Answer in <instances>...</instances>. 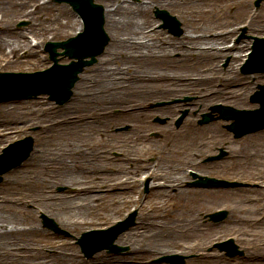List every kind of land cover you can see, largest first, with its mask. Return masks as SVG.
I'll return each mask as SVG.
<instances>
[{
  "label": "bare ground",
  "instance_id": "obj_1",
  "mask_svg": "<svg viewBox=\"0 0 264 264\" xmlns=\"http://www.w3.org/2000/svg\"><path fill=\"white\" fill-rule=\"evenodd\" d=\"M38 1L34 14L29 8L27 16L51 11L50 21L40 18L34 26L39 35L72 30L75 13L69 6L55 7L49 0ZM97 1L103 3L104 30L109 42L97 62L79 75L72 88L71 101L62 105L60 111L44 103L42 96L32 101L0 105V139L11 133H23L29 122L37 124L41 130L31 155L2 178L1 184L5 188L0 189V264H152V259L164 255L195 254L198 246H192L190 242L203 231L201 218L205 209L201 206L202 198L218 190L186 187L183 183L194 179L188 175L192 166L197 175H208L212 166L206 164L201 168L199 157L208 152L210 144L215 146L230 140L221 121L200 126L196 125V115L208 111L209 105L213 104L249 109L253 107L248 104L249 93L264 83V73L243 77L236 74L235 68L242 65L244 52L249 51L245 41L231 48L222 44L225 34L218 38L209 35V31L218 27L219 19L213 9L205 7L207 0H140L134 5L130 0ZM248 1H239V6L247 9ZM25 3L26 0H0V7L12 18L16 16L15 7ZM190 6H195L194 10ZM155 7L171 11L180 9L178 16L184 31L179 38L172 39L154 30L150 9ZM204 14H213L212 21L209 20L206 26L200 20ZM263 19V14L254 15L249 30L264 32ZM41 21H44L43 26H40ZM2 27L0 52L8 58L0 63V69L13 66L20 52L35 55L29 46V36L23 37L24 32H17L7 21ZM235 30L233 27L230 32ZM174 53L178 54L175 63L173 59L177 56ZM227 55H231V62L222 71L217 60ZM186 94H194L196 99L187 104L155 109L147 106L154 98ZM185 107L189 111L197 110V114L184 118L185 130L175 134L168 126L164 132L177 141H184L183 148L177 149L179 160L172 161L167 159L171 145L157 139L146 140L148 129L143 128L148 125L145 119L155 113L166 114L171 109ZM114 110L117 113L114 114ZM122 124H128V129L115 131ZM98 134L104 136L100 143L94 142V136ZM104 141L128 142L127 156L133 161L143 155L161 156L158 169L152 172L147 164L133 167V163L126 168L114 169L116 174H124L127 181H137V194L149 178L148 186L155 191L159 202L140 217V222L117 235L114 243L128 245L125 253L110 254L101 250L85 257L75 242L42 244L40 241L47 232L34 217L36 212L53 218L74 235L105 228L117 219L124 197L100 194L94 190V185L88 184V179L82 178L90 172H112L106 164L94 163V158H103ZM143 142L154 143L156 148H143ZM241 142L264 143V129L246 135ZM100 178L97 177L94 183L104 184ZM51 183L66 185L67 189L53 193ZM137 200L138 197H134L133 201ZM167 200L175 204H168ZM41 202L46 209L35 206ZM237 217H233L234 220L240 221ZM207 254L210 259H216ZM204 257L207 258L205 254ZM217 258L220 260L221 255ZM257 258H264V255L250 257L252 260Z\"/></svg>",
  "mask_w": 264,
  "mask_h": 264
},
{
  "label": "rangeland",
  "instance_id": "obj_2",
  "mask_svg": "<svg viewBox=\"0 0 264 264\" xmlns=\"http://www.w3.org/2000/svg\"><path fill=\"white\" fill-rule=\"evenodd\" d=\"M42 0H39V2ZM27 3L24 5H19L15 7V12L16 16L10 17L11 15H6L5 13V8L0 7V32L2 30V26L4 23L7 21L8 24L12 26L14 30L22 31L24 34L22 35L23 37L30 36V39L37 38L38 39V47L33 48L30 46V49L35 52L34 56H31L29 54H24L20 52L19 54L16 55L15 57V62L13 66H7L4 69H0V72H34L37 70H42L47 68L51 63L49 62L48 56L46 53H43V45L46 41H58V40H64L68 38L69 36H73L76 34L79 24L81 23V20H79V17L75 13L74 17V24L72 27V30L69 31H64L61 34L59 33H54V32H47L44 35H39L37 32L36 23L40 20V18H43L42 20H47L50 21V15L51 11L48 13L47 10H43L40 12H37L34 16H27V10L29 7H33L36 4V0H26ZM51 4H53L55 7H58L62 4H66L69 6L67 3H57L55 0H49ZM99 3L100 5L103 6V3L99 1H95ZM140 0H130V3L138 4ZM237 0H207L205 4V7L208 9H213L218 17V27L214 28L212 31H209V35L211 36H218L219 34H225L224 37V43H227L228 38L233 35L231 32H227L232 26L234 25H239L243 23L246 17L250 16V4L248 5L247 9L241 8L240 6H236ZM200 6V3L198 2V7ZM195 6H190L191 9H193ZM69 8H71L69 6ZM201 8V7H200ZM261 14L264 16V4L263 6L260 7ZM156 8L150 9V17H152L153 20V25L159 22V20L155 17L154 11ZM72 10V8H71ZM194 10V9H193ZM263 10V11H262ZM73 11V10H72ZM170 14H174L179 20V8H176L174 10H169ZM32 14L33 11H32ZM212 15L213 14H204L203 16H200V20L203 23L204 26H206V23L209 22V20L212 21ZM32 17V18H31ZM7 18L9 20H7ZM37 18V20H36ZM25 21L27 24L19 26V23ZM181 21V20H180ZM264 21V19H263ZM44 21H41V25L43 26ZM182 22V21H181ZM200 22V23H201ZM33 23L35 25H33ZM201 23V24H202ZM82 24V23H81ZM32 26V27H31ZM83 26V25H82ZM161 33L165 34V36H168L169 38H176L171 35L167 30H159ZM259 35V33H257ZM245 37L241 38V40H246L249 41L250 37H253L255 34L252 31H245ZM259 36H263L264 34H260ZM180 37V36H179ZM218 38V37H217ZM22 40V38H21ZM223 43V44H224ZM222 45V44H220ZM216 47V46H215ZM22 53V54H21ZM103 53V52H102ZM100 53V55L102 54ZM4 52H0V63L5 62L8 57L3 55ZM231 55L229 56H224L223 58H220L217 60L218 64L220 65V69L222 71H225L227 67L224 66V63H226V60L228 61L230 59L231 61ZM99 57V56H98ZM97 57V58H98ZM178 57L173 59V63L175 61L177 62ZM61 63H68L69 60L67 58L61 59ZM17 63V65H16ZM95 64V62L92 64V66ZM89 66V67H92ZM224 66V67H223ZM83 69L82 71H85L87 68ZM236 74L239 76H245L243 72L241 71V67H236ZM80 74V73H79ZM189 74L188 76H190ZM79 76V75H78ZM187 76V77H188ZM257 88H254V90ZM71 91V89H70ZM253 91V90H252ZM253 93V92H251ZM251 93H249L248 96V104H250L251 108L249 109H254L259 107V104H256V102H252L250 100ZM71 95V94H70ZM194 94H189V95H181V96H175L171 98H154L151 100L147 106L148 108H160L163 106H157V103L159 102H167V105H172V104H187L196 98L193 96ZM43 97L44 103H49L50 105L56 107V111H60V108H62V105L64 106L67 104V102L71 101V98L67 101L64 102V104H57L55 101L50 100L49 97L45 94H41L37 97L31 98V99H23V100H14L15 101H32L37 98ZM188 100H185V99ZM6 102H11V101H6ZM5 103V102H2ZM1 103V104H2ZM0 104V105H1ZM167 105H164L167 106ZM255 105V106H254ZM213 106V105H209ZM231 106V105H230ZM210 109V108H209ZM183 111H187L186 116L189 114L195 115L197 114V110L195 111H189L188 108H181V109H171L169 110L166 114H161L155 113L149 117H147L145 120L147 121L148 127L143 128V129H148L146 132V135H148V138L146 140L152 141L151 139H157L160 142L165 143L166 145H171L170 146V152L167 153V159H170L172 161L174 160H179L178 158L180 157L177 153V149L183 148L184 141L176 140L172 137V135L169 134H164L166 128H171L172 131L176 133H180L185 130V121L182 122L181 126L175 128L173 124V119L176 118L177 115H180ZM113 113H117L116 110L113 111ZM209 113H212L214 117H218L219 115L217 112H213L212 110L209 111ZM197 119H196V125L204 126L209 123H213L216 121H221L223 123L222 128L227 131L230 135V140L223 142L221 144H216L215 146H212L210 144V148L208 149V152L204 153L199 157L200 162H201V168L206 167V164H212L211 169H208V177H214L217 179H223L227 181H239L243 183H249V186H240V187H200L201 189L204 190H213L214 192L217 189L218 192L209 196H206L203 199V201L200 203L201 206L203 207L204 213H203V218L202 219V224H203V231L201 234H198L196 237L192 238V241L190 242V245L192 246H198L195 254H189V255H183L186 259L184 260L186 264H264V258H260L257 260L255 259H250L252 256H257L259 255H264V220L259 221L258 220V213L259 210L257 207L261 205V202L264 200L263 195H264V187H255L254 185H261L264 184V143L262 142H254V143H245L241 142L242 138L245 137L246 135L240 137V138H234L232 133L228 130L227 125L232 122V120H223V119H215L212 122H209L207 124H199L198 121L201 119V114H197ZM156 118L161 119V122H156ZM169 121V122H168ZM168 122V123H167ZM168 124L165 126V124ZM128 124H122L120 126H117L116 130L117 132H125L128 129ZM141 129V128H140ZM261 131V130H259ZM256 131V132H259ZM41 130L37 124H34L32 122H29V125L25 131L19 132L17 134L12 133L9 136H6L5 138L2 137L0 139V153L1 150L7 146L8 144L13 143L14 141L18 139H22L26 136H30L33 138L34 141V147L36 146V143L38 142V136H41ZM253 132V133H256ZM249 133V134H253ZM38 134V135H37ZM104 137V136H103ZM101 134L95 135L94 136V142L100 143V138H103ZM163 139V140H162ZM145 140V139H144ZM103 151L104 153L102 154L103 158L98 159L94 158V163H103L106 164L109 169H112V172L109 171V174H106L107 172H90L83 174L82 178L88 179L89 180V185H94V190H97L100 194H107L109 197L116 194L117 196L124 197V201L121 202L118 208V213H117V219L112 220L109 223V226L113 225L116 223L118 220L123 219L124 217V212L125 211H130L132 208H136L139 214H135L134 220L137 224V222H140V217L145 215L150 207L153 206L154 203L159 202V198L155 195V191L150 187L148 194L141 193L139 196L136 195V190L138 183L137 181L131 182V179H128L126 183H121V179L124 178V174H116L114 169L116 168H126L132 165L133 163L135 165H132L133 167L138 165V164H147L151 165L152 167L156 166V164L160 163V158L161 156L158 155H153L149 157V155H143L139 156L137 161H133L130 159L129 156H127V151L128 148L130 147V144L128 142H114V141H109V142H103ZM151 143H145L143 142L141 144V147H150V149H155L156 147L153 146ZM175 147V152L173 151ZM222 148L225 150V155L222 159L217 160V161H209L207 162L205 159L208 156L215 155L218 150ZM34 150V148H33ZM33 152V151H32ZM158 156V157H157ZM158 158V159H156ZM155 162V164H153ZM207 162V163H206ZM153 164V165H152ZM158 169V167H157ZM191 170L194 171V166H192ZM125 172L126 177H130L129 173H126L125 170H122ZM191 171V172H193ZM89 172V171H87ZM190 174V173H189ZM4 176V175H3ZM190 176V175H189ZM97 177H101L100 179L104 180V184L100 183H94L95 179ZM151 178V177H150ZM197 180V179H196ZM161 182V181H159ZM192 181H185L183 184L184 186H189V187H196L193 185H190ZM2 183V182H1ZM0 183V189H4L5 186ZM50 190L53 193H62L67 189L66 185L62 184H54L51 183ZM116 188H119L118 191L114 190ZM126 188V189H125ZM199 188V187H197ZM122 189V191H121ZM123 192V193H121ZM125 192V193H124ZM143 195V196H142ZM139 196V199L134 202V197ZM107 197V198H109ZM106 198V199H107ZM175 201V199H174ZM170 200L168 204H175V202ZM36 207L44 208L46 207L43 205V203H36ZM135 206V207H131ZM225 209L227 210V217L219 223H212L211 221L208 220L207 215L208 213ZM237 208V210H236ZM236 211V212H235ZM42 212H36V215L34 216L40 226L47 232L46 236L42 237L41 243L49 246V244L53 243H59L61 241H70L71 244L72 242H75V244L80 248L78 244V238L80 235L83 233H79L78 235H74L69 228H65L63 226H59V224L56 222V220H53L57 223L59 229L61 232L55 233L52 232L51 230L45 228L42 225L41 222V217L40 215ZM137 215V217H136ZM240 217V221L234 220L233 217ZM237 217V218H238ZM88 231V230H85ZM84 231V232H85ZM232 237L235 245L238 246L239 249L243 250V255L242 256H235L234 258H229L225 255H221V259L219 260V252L217 248H214V243L219 242L223 239H226L227 237ZM122 247H126V250L121 251V252H115V253H110L107 250L106 252L110 254H121L127 252L128 245H122ZM207 251L210 255L213 257L216 256L215 258L210 259L209 255L206 253ZM204 254L207 256L204 257ZM85 256V255H84ZM158 258L152 259V264H169L167 262H160L157 260ZM261 260V261H260Z\"/></svg>",
  "mask_w": 264,
  "mask_h": 264
},
{
  "label": "water",
  "instance_id": "obj_3",
  "mask_svg": "<svg viewBox=\"0 0 264 264\" xmlns=\"http://www.w3.org/2000/svg\"><path fill=\"white\" fill-rule=\"evenodd\" d=\"M58 1H60V0H58ZM91 1L92 0H84L83 2H79L77 0H68V2L71 3L73 8L77 11L79 10V12L83 14V16L85 17L87 22L89 24H92V29H90V30H91V33L96 35V40H98V42H99L97 47H95L94 45H91V46H89L90 47L88 49L89 51L82 53L81 51L72 52V46L69 43H60V42L55 43L49 49L51 54H52L53 60H56L55 56L53 55L54 49L56 47L62 46L64 48H66V51L64 52V54H68L69 56H76L75 58H78V61L76 63L75 62L71 63L69 65V67H54L53 69L48 71L49 75L46 79V85L43 87H37L36 85L27 86V85H25V82L23 83V81H13V80L7 81L5 79H2L0 81V86H2L3 84H10V85H14V86L21 84L24 86L21 90L23 93H21L20 96H26V95H32V94L35 95L38 92L45 91V92H49L51 95V98L55 99L59 103L63 102L69 96V93H70L69 90L74 83L73 81L76 80V74L81 71V69L83 68L84 65L91 63V61L86 62V61H82V59L84 57L90 55L92 57V60H93V56L95 54H97L101 50L103 45L105 44V39L103 38V35L101 38L102 22L99 20L97 22L90 20L91 18L89 17V14H88V10H90L91 7L94 8L91 5ZM26 84H28V83H26ZM12 93H16V92H12ZM259 93H261V95H264V86L261 87V91ZM17 95L18 94L9 95L6 97L0 96V100L20 97ZM220 112H221V115H219V116L221 118L235 119V122L229 126V129L234 132L236 137H240V136H242L248 132H252V131H255V130H258V129L264 127V116L260 122L249 123L247 125L246 123H244V121L242 119V116H243L242 114L245 113L243 111H235V110H232L231 108L226 107V108L221 109ZM260 112L262 114H264V102L261 103ZM25 146H26L25 147V154H27L30 150L31 140L28 139ZM213 181L214 180H212V179H205V180H200L199 182H197V184L199 186L200 185H208V184L212 183ZM224 214L225 213H223V212H219V213L213 214L211 217H212V219H215L218 217L222 218V216H224Z\"/></svg>",
  "mask_w": 264,
  "mask_h": 264
}]
</instances>
